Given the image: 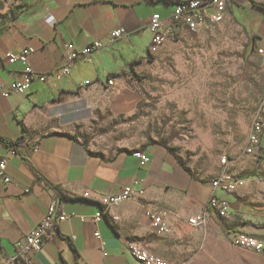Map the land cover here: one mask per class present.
Returning a JSON list of instances; mask_svg holds the SVG:
<instances>
[{"label":"crops","instance_id":"crops-1","mask_svg":"<svg viewBox=\"0 0 264 264\" xmlns=\"http://www.w3.org/2000/svg\"><path fill=\"white\" fill-rule=\"evenodd\" d=\"M186 1L25 0L15 4L16 16L3 28L0 24L1 86L22 80L26 69L18 60L9 62L10 54L33 50L29 55L33 72L51 77L64 64L66 46L73 44L83 51L96 41L104 45L89 60L79 61L54 88L35 81L25 95L0 96V138L12 143L24 138L17 145L18 152L0 143V159L7 160L12 181L0 189L4 258L12 257L16 244L45 217L57 199L52 187H57L71 198L59 201V211L67 219L31 256L30 264H141L127 251L128 242L171 263L193 250L183 264H264V254L232 243L237 234L264 242V181L251 178L230 193L214 191L211 181L194 178L164 147L150 146L105 158L69 134L46 130L45 112L60 99L78 94L98 97L105 93L112 112H130L133 98L123 92L133 86L135 73L153 56L149 52L151 18L167 19L174 4ZM253 4L264 8V0H232L231 10L242 8L256 19L258 24L248 36L260 46L264 43V10ZM120 28L127 36L107 46L111 32ZM111 78L115 79L112 88L107 84ZM127 187L143 190V194L107 208L106 217L94 221L103 200ZM213 195L229 204L227 218L208 208ZM147 204L168 213L166 234L151 228L145 215ZM200 216L206 217L204 228L189 224Z\"/></svg>","mask_w":264,"mask_h":264},{"label":"rangeland","instance_id":"rangeland-1","mask_svg":"<svg viewBox=\"0 0 264 264\" xmlns=\"http://www.w3.org/2000/svg\"><path fill=\"white\" fill-rule=\"evenodd\" d=\"M257 24L242 8L228 10L205 32L168 41L135 73L123 92L133 98L130 112H112L105 93L78 94L45 112L46 130L69 134L105 158L161 146L202 182L222 175L264 181V151L243 155L264 95L260 46L248 36ZM192 252L172 263L183 264Z\"/></svg>","mask_w":264,"mask_h":264},{"label":"built area","instance_id":"built-area-1","mask_svg":"<svg viewBox=\"0 0 264 264\" xmlns=\"http://www.w3.org/2000/svg\"><path fill=\"white\" fill-rule=\"evenodd\" d=\"M22 0H0V24L3 28L7 22L13 18L14 6ZM99 1V0H86ZM232 0H189L174 4L172 14L167 19H162L159 15H154L149 24V30L152 35L149 52L152 55L158 53L168 41L180 40L186 35L201 34L210 27L214 26L225 16L231 9ZM127 36V32L120 28L111 32L107 46L119 42ZM104 45L100 42H93L83 51H78L73 44L66 46L64 54V64L57 68L55 73L50 77L47 75H38L33 72L29 64V55L33 52L31 49H23L18 56L8 55L7 60L14 62L16 60L22 62L26 69L23 78L20 81L13 82L10 85H0V96L10 97L12 95H25L29 92L31 84L39 81L54 88L55 85L67 78L72 68L79 61L89 60L93 52L103 49ZM258 53L264 63V43L260 45ZM110 88L115 86V79L108 80ZM87 85L84 84L83 86ZM264 95L256 108L248 128L243 155L245 157L261 156L264 151ZM135 157L141 158L144 163L149 159L136 154ZM223 165L226 166L227 159H223ZM229 165V162H228ZM244 181H232L227 176L222 175L219 178L211 180V186L214 191L220 190L224 193H230L235 188L241 186ZM12 181L7 173V160L0 159V189L7 188ZM136 186H140L136 184ZM143 194V190H136L134 187L125 188L116 196H107L103 200V208L94 218L98 221L107 208L116 206L123 201H128ZM59 199H55L47 209L45 217L39 224L24 238L16 244V252L12 257L4 258L2 256L1 240H0V264H30V258L39 252L44 244L54 235L59 224L64 222L67 217L59 211ZM208 208L215 212L220 218H227L229 215V204L225 201L218 200L214 195L209 201ZM167 212L157 205L147 204L145 207V215L149 218L151 228L159 234H166L169 227L165 224ZM189 224L195 228H204L206 226V217L200 216L196 219L189 220ZM100 240L99 233L95 234ZM233 245L251 251L255 254H264V242L256 240L245 234H237L232 240ZM127 251L141 264H173L149 252L144 247L134 242L126 244ZM106 252L104 256H106Z\"/></svg>","mask_w":264,"mask_h":264},{"label":"trees","instance_id":"trees-1","mask_svg":"<svg viewBox=\"0 0 264 264\" xmlns=\"http://www.w3.org/2000/svg\"><path fill=\"white\" fill-rule=\"evenodd\" d=\"M22 1H25V0H22ZM255 7H257V8H260V9H262V10H264V8H261L260 6H257V5H255V4H253ZM16 12L14 11V15L16 16ZM134 77H135V75H134ZM68 136H70L71 138H73V139H75L73 136H71V135H68ZM24 140V138H22L21 140H19V142L18 143H20V142H22ZM0 143L1 144H4V145H6V146H8V147H10L11 149H13L15 152H18L17 151V145H18V143H12V142H9V141H6V140H4V139H2V138H0ZM85 145V144H84ZM86 146V145H85ZM186 171H188L189 172V170L187 169V168H185L184 166H182ZM40 177V176H39ZM55 191H56V193H57V198L60 200V201H65V200H71V198H69V197H66L65 195H63L59 190H58V188L57 187H52ZM101 209H104L103 208V206H101ZM103 216H105L106 217V214L105 215H103Z\"/></svg>","mask_w":264,"mask_h":264}]
</instances>
